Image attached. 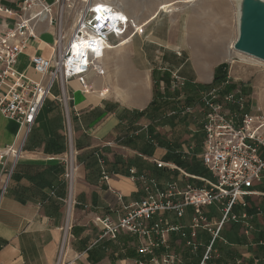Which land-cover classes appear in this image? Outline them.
<instances>
[{
  "label": "crops",
  "instance_id": "0c3cea01",
  "mask_svg": "<svg viewBox=\"0 0 264 264\" xmlns=\"http://www.w3.org/2000/svg\"><path fill=\"white\" fill-rule=\"evenodd\" d=\"M0 4L15 7V0H0ZM6 21L11 24L12 18ZM48 28L53 30L44 22L40 23L39 36ZM38 38L30 40L15 65L19 72L33 79L38 76L30 67L29 57L32 54L48 56L47 45L52 43ZM151 40L167 50L156 55L155 44L131 39L124 48L105 52V74H88L89 92H83L75 79L64 85L69 97L72 145L77 150L74 157L77 170L69 207L65 164L60 160L68 150V143L63 104L55 99L60 95L59 87L54 86L56 92L51 90L45 100L17 158L2 154V151L19 146V126L0 112V178L8 176L0 200V264H55L64 227L67 228V256L78 255L76 264H128L139 244L137 236L120 232L115 239L101 238L94 219L104 215L113 220L122 217L129 206L143 196L139 184L129 177V168L133 166L161 183L177 180L179 185L185 181L194 185L201 183L190 179L181 181L183 178L176 171L157 168L153 159L173 162L190 174L210 175L204 166L200 170L192 165L199 162L200 150L194 151L195 145L189 155L184 153L189 143H194L191 138H199L201 146L202 112L198 110L196 100L194 102L201 88L188 98L190 104H195L192 114L182 112V107L188 103L183 102L185 96L181 95L177 96L178 103L173 110L165 115L153 110L142 116L136 112L147 108L153 99V75H158V79L167 76L169 80L170 73L176 70L186 84L205 86L212 81L213 69L202 76L196 66L175 56L174 50L179 48L166 44L167 38L154 35L152 31ZM161 81L165 82L164 79ZM175 114L185 115L188 119L175 122ZM170 154L173 159L169 158ZM103 174L108 178L104 179ZM256 187L257 184L255 189L262 192ZM1 189L2 181L0 192ZM262 201L254 203L255 210L262 211L264 204H259ZM258 215L262 214L255 213L250 219L254 223L255 217L256 225H253L258 232L253 236L254 240L247 242L243 233L240 241L229 243L224 238L225 243L232 246L229 251L233 256L217 259L216 264L261 263L264 247L258 243L264 240L260 238L264 235V220L260 221ZM239 224L241 232L243 228L241 222Z\"/></svg>",
  "mask_w": 264,
  "mask_h": 264
},
{
  "label": "built area",
  "instance_id": "2783aa9c",
  "mask_svg": "<svg viewBox=\"0 0 264 264\" xmlns=\"http://www.w3.org/2000/svg\"><path fill=\"white\" fill-rule=\"evenodd\" d=\"M120 10L111 0H15V7L0 4V112L15 121L21 132L19 146L7 147L2 154L18 157L40 109L57 85L60 95L55 99L63 104L68 143L67 152L60 158L65 164L68 207L72 203L77 150L72 145L69 97L64 85L75 79L83 92H89L87 76L105 74L103 58L109 46H118L123 37L130 39L135 33H141L136 29L137 21ZM9 18H12L11 24L6 21ZM42 22L53 29V40L47 45L48 56L32 54L29 57L30 67L38 76L33 79L19 72L15 65L30 40L39 39L38 26ZM227 81H230L228 74ZM185 84V79L175 70L168 82H159V89L175 91ZM222 90L223 83L210 86L200 90L195 99L202 112L198 160L210 175L190 174L173 162L153 159L157 168L176 171L183 178L181 181L190 179L201 184L185 181L179 185L177 180L161 183L132 166L129 177L139 184L143 196L122 217L115 220L108 215L95 217L101 238L115 239L120 232L137 236L139 244L128 264H216L219 253L213 249L214 241L220 238L226 221L241 222L242 233L247 237L253 229L252 215L247 209L251 207L252 196L264 194L255 189L264 173V113L247 110L242 88ZM194 102L183 106L182 112L194 113ZM193 147L194 143H189L185 155ZM103 178L107 179L108 175L103 174ZM7 180L8 176L0 178V200ZM206 207H213L220 217L208 213ZM256 213L261 211L256 209ZM198 229L207 230L211 238L203 245L196 261L191 253L200 250L201 243L196 242ZM66 230L64 227L55 264H76L79 258L67 256ZM258 244L264 247V240ZM185 252L189 254L186 257Z\"/></svg>",
  "mask_w": 264,
  "mask_h": 264
},
{
  "label": "rangeland",
  "instance_id": "374dc122",
  "mask_svg": "<svg viewBox=\"0 0 264 264\" xmlns=\"http://www.w3.org/2000/svg\"><path fill=\"white\" fill-rule=\"evenodd\" d=\"M112 1L118 4L122 2L121 7L123 11L133 17L137 23H143V21L140 22V20H143L152 13L160 0ZM236 1L237 0H192L190 2H177V9L171 6L169 7L170 10L169 8L164 9L166 12L158 8L156 17L142 27L143 30L140 34L135 33L132 35L130 40L133 39V42L142 40L144 43H153L151 40V32L153 31L154 35L157 34L163 39L167 38L166 44H173L175 47H178L179 49L174 51H179L180 55H177L175 52V56H178L181 60L187 61L190 66H192V64L196 66L202 76L208 74L212 69L214 72L218 64L223 62L226 63L228 65L227 74L230 76V81L236 84V87L246 90V93H243L246 97L247 110L264 113V62L257 59L253 60L251 55L237 51L234 48H229L230 43L235 41L237 37L238 2ZM52 31L50 29L45 30L40 34V39L51 43L53 40ZM145 36L148 37L146 38ZM153 44H155L156 55H161V50H167V48H163V46L156 43ZM157 50H159V52ZM229 52H231V56L227 57ZM157 76L153 75L152 78L153 93L155 89L161 92L159 89V82L164 78L161 77L158 79ZM203 86L204 85L201 83H188L186 91L184 88L185 86L175 91L169 89L165 91H169L170 93L179 92V95L182 97L185 96V92H187L188 95L192 94V97L197 88L204 90L205 88H203ZM52 92H56L55 87L52 89ZM190 140L194 141V151H199L200 139L198 138L195 140L191 138ZM192 165L202 170L200 162L195 161V164ZM257 187L264 192V173ZM250 200L251 208L254 206V203L262 200L263 201L259 204H264V195H254ZM205 209L208 213L211 212L216 218L220 217V213L214 210L213 207H206ZM263 210L264 208L262 211ZM262 211V215H258L260 221L264 220L261 217L264 216V212ZM183 221H186V218L185 220L183 219ZM253 222L255 223V217ZM254 223H252L253 229L249 232L248 237L244 235L247 242L254 240L253 236L258 235L257 230L254 229ZM240 228L241 225L239 222H234L232 220L226 221L221 227L219 233L220 238L216 239L214 242L213 249H216L217 253L220 254V247H232L224 242V238L229 243L230 241H240L242 234V229L240 232ZM196 233V242L201 243V246L199 247L200 250L192 252L191 254L195 255L193 257H195L197 261L204 249L203 245L208 242L211 235L207 230L203 229H198ZM187 251L189 252V250ZM184 254L185 257L189 255L186 252ZM212 254L213 256L215 255L213 252ZM229 256H233V254L229 252ZM260 257L261 263H259L264 264V256ZM214 259L213 257V260ZM245 264H254V262Z\"/></svg>",
  "mask_w": 264,
  "mask_h": 264
},
{
  "label": "water",
  "instance_id": "95a60500",
  "mask_svg": "<svg viewBox=\"0 0 264 264\" xmlns=\"http://www.w3.org/2000/svg\"><path fill=\"white\" fill-rule=\"evenodd\" d=\"M233 48L264 62V0H240Z\"/></svg>",
  "mask_w": 264,
  "mask_h": 264
},
{
  "label": "trees",
  "instance_id": "16d2710c",
  "mask_svg": "<svg viewBox=\"0 0 264 264\" xmlns=\"http://www.w3.org/2000/svg\"><path fill=\"white\" fill-rule=\"evenodd\" d=\"M227 68L228 65L226 63H220L216 66L214 72H213V78L210 84L203 86L204 87H210V86H215L218 85L220 83H223V92H227L230 90H233L236 87V84L232 83V81H227L226 82V75H227ZM165 82H168V77L164 76ZM185 91L188 88V84H185ZM199 89V88H197ZM196 89V90H197ZM167 90V89H166ZM242 91L244 93H246V90L244 88H242ZM185 94H187V92H185ZM177 96H179V92H174V93H170L169 91H164L159 92L158 90H154V95H153V99L151 100L150 104L148 105L147 108L143 109V110H137V115L142 116L144 115L148 110H153L154 112L160 113V115H165L167 114V112L173 110V108L175 107V104L178 103V100H176ZM190 95H185V99H184V103H190L191 100H188L187 98H189ZM174 118H176L175 122H185L188 117L185 115H181V114H175V116H173ZM177 147V146H175ZM168 150H170V147H168ZM173 154L169 155V158L173 159ZM248 214L249 215H253L256 213L255 207H250L247 209ZM260 238H264V235L261 236ZM215 242V241H214ZM228 246V245H227ZM226 246H222L220 247L221 253L222 255H219V260L222 259H227L230 258L232 256H229V248H225Z\"/></svg>",
  "mask_w": 264,
  "mask_h": 264
},
{
  "label": "bare ground",
  "instance_id": "6f19581e",
  "mask_svg": "<svg viewBox=\"0 0 264 264\" xmlns=\"http://www.w3.org/2000/svg\"><path fill=\"white\" fill-rule=\"evenodd\" d=\"M112 1V0H111ZM190 1H192V0H160L158 3H157V5H156V9H154L153 11H152V13H150L148 16H146V18H144L143 20H140V22H142L143 21V23H136V29H138L139 31H142L143 29H142V27L146 24L147 25V23L149 22V21H151L152 19H154L155 17H156V14H157V9L158 8H160L163 12H166V11H164V9L166 8V9H168L169 7H174V8H176V3L177 2H190ZM236 2H238L237 4H238V6L240 7V0H237ZM235 2V3H236ZM118 4V3H117ZM120 4V5H119ZM118 5L120 6V8H121V10L120 11H123V9H122V7H121V5H122V2H120ZM177 9V8H176ZM169 10H170V8H169ZM238 12V11H237ZM238 15V14H237ZM238 27V26H237ZM237 35H238V28H237ZM129 42H130V39H129V37H123L122 38V41L119 43V45L117 46V47H113V46H109V49H122L123 47H125L127 44H129ZM233 44H234V41H232L231 43H230V45H229V48L231 49V48H233ZM231 56V52H229L228 53V55H227V57H230ZM252 58H253V60L254 59H257V58H254L253 56H251ZM251 58V59H252ZM257 60H259V59H257ZM106 91V90H105Z\"/></svg>",
  "mask_w": 264,
  "mask_h": 264
},
{
  "label": "snow or ice",
  "instance_id": "6c2138e0",
  "mask_svg": "<svg viewBox=\"0 0 264 264\" xmlns=\"http://www.w3.org/2000/svg\"><path fill=\"white\" fill-rule=\"evenodd\" d=\"M97 11H100V8L97 9ZM105 17H98V19H104ZM123 19V17H121Z\"/></svg>",
  "mask_w": 264,
  "mask_h": 264
}]
</instances>
